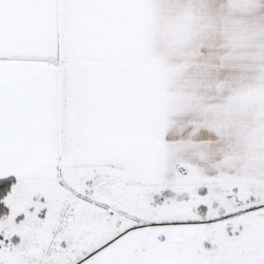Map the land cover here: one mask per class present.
Here are the masks:
<instances>
[{
  "label": "snow or ice",
  "instance_id": "6c2138e0",
  "mask_svg": "<svg viewBox=\"0 0 264 264\" xmlns=\"http://www.w3.org/2000/svg\"><path fill=\"white\" fill-rule=\"evenodd\" d=\"M0 264H264V0H0Z\"/></svg>",
  "mask_w": 264,
  "mask_h": 264
}]
</instances>
